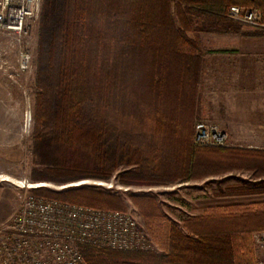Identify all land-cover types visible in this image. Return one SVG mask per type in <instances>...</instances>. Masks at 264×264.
Instances as JSON below:
<instances>
[{
	"label": "trees",
	"instance_id": "obj_1",
	"mask_svg": "<svg viewBox=\"0 0 264 264\" xmlns=\"http://www.w3.org/2000/svg\"><path fill=\"white\" fill-rule=\"evenodd\" d=\"M230 5L260 10L264 23V0H175V13L185 27L190 15L191 22L210 25L197 30H217L229 23ZM183 30L172 0H42L34 154L72 173V180L110 179L124 165L139 168L123 171L125 185H167L231 169L264 176L262 150L202 147L191 140L201 58L198 42ZM124 122L144 128L140 142ZM43 190L34 193L62 199L80 189ZM236 191L250 189L238 185ZM99 195L98 206L125 210L119 199ZM151 211L143 219L160 253L83 244L87 262L257 264L255 234L264 231V200L209 207L181 225Z\"/></svg>",
	"mask_w": 264,
	"mask_h": 264
},
{
	"label": "rangeland",
	"instance_id": "obj_2",
	"mask_svg": "<svg viewBox=\"0 0 264 264\" xmlns=\"http://www.w3.org/2000/svg\"><path fill=\"white\" fill-rule=\"evenodd\" d=\"M258 11L261 13L260 10ZM172 12L176 26L184 29L183 31L189 37L196 38L199 34L198 32H203L197 30L201 25L205 24L204 26H207V28L210 26L207 24L208 22H203L201 19L191 22L192 16L188 15V20L190 21H187L188 26L185 27L175 13V0H172ZM39 19L40 13L30 23L29 34L25 37L0 33V133H3L5 137V142L0 146V226L7 223L13 217L24 197L31 192H35L33 188L35 186H41L40 188L44 189V192H66L80 189L78 192L74 191L66 194V198L62 199L67 201H77L78 199L87 203H95L97 206L100 205L98 203L101 200V195L99 194L104 193L105 195L109 194L108 199L110 201L115 200L113 201L115 203H117L116 200L118 199L122 201L125 211H130L136 216L153 241L154 250L150 252L160 253L161 250L145 226L143 217L148 212H152L151 210L154 208V211L163 215L165 219L181 225L182 220L195 215L199 209L195 202L196 184L199 182L194 180L197 179L196 175L187 186L181 184V182L169 183L167 185H125L120 182V176L123 171L139 168L136 165H124L119 167L110 179L85 177L72 180L70 179L72 173L61 171L55 164L44 162L34 154L31 138L34 130L37 92L36 59ZM229 20L227 26L230 25V29L234 28V26L262 28L230 18ZM220 29L223 28H217V30ZM23 48H29L32 53V63L28 71H21L19 69L20 51ZM198 99L199 93L197 92L193 132L194 125L198 121L213 123L208 117L198 116ZM131 124L133 125L129 126L130 123L124 122L122 126L123 128L127 127V129L130 127L136 133L134 138L140 142L139 133L144 128L136 122H132ZM227 143L229 145V140ZM232 174L233 177H236L237 186L246 185L244 181H247L249 178L248 173L234 172ZM213 177L214 179L210 180V182H215V187L218 186L216 182L219 184L218 187L221 188L226 185V181L224 180H227L228 177H225V174ZM222 183L223 186L221 185ZM250 187L260 189L263 194L261 197L264 199V191L262 190L264 185ZM110 194L116 199L111 198ZM112 207H114V203Z\"/></svg>",
	"mask_w": 264,
	"mask_h": 264
},
{
	"label": "built area",
	"instance_id": "obj_3",
	"mask_svg": "<svg viewBox=\"0 0 264 264\" xmlns=\"http://www.w3.org/2000/svg\"><path fill=\"white\" fill-rule=\"evenodd\" d=\"M42 0H0V33L18 37L29 34ZM230 19L264 27L261 13L230 5ZM32 63L29 48L20 51L19 69ZM225 131L216 124L198 121L193 143L202 147L228 145ZM41 186H35L34 189ZM259 241L264 243V237ZM125 251H153L154 244L130 211L102 208L29 193L13 217L0 226V264H89L81 245Z\"/></svg>",
	"mask_w": 264,
	"mask_h": 264
},
{
	"label": "crops",
	"instance_id": "obj_4",
	"mask_svg": "<svg viewBox=\"0 0 264 264\" xmlns=\"http://www.w3.org/2000/svg\"><path fill=\"white\" fill-rule=\"evenodd\" d=\"M221 28L198 32L195 38L201 58L198 116L210 118L226 132L228 147L264 151V27L234 26L230 29L231 26L226 24ZM4 142V134L0 133V146ZM234 172L248 173L245 187L250 192L237 193ZM224 174L228 177L224 180V187H218L217 182L215 187V182H210L213 176ZM261 179L264 180V176H255L252 170L231 169L222 174H199L194 179L200 182L196 184L195 202L199 211L195 215L217 205L263 201L262 191L250 187ZM189 182L181 184L187 186ZM263 237L264 231L255 234L257 264H264V243L259 241Z\"/></svg>",
	"mask_w": 264,
	"mask_h": 264
}]
</instances>
